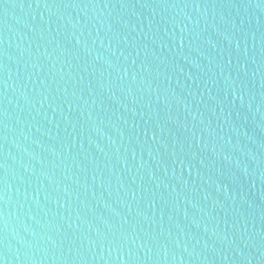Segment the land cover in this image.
Instances as JSON below:
<instances>
[{
  "label": "water",
  "instance_id": "1",
  "mask_svg": "<svg viewBox=\"0 0 264 264\" xmlns=\"http://www.w3.org/2000/svg\"><path fill=\"white\" fill-rule=\"evenodd\" d=\"M0 264H264V0H0Z\"/></svg>",
  "mask_w": 264,
  "mask_h": 264
}]
</instances>
